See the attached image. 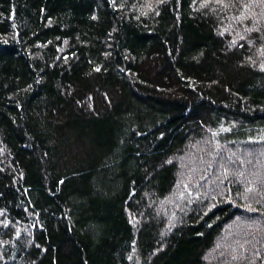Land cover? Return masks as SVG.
<instances>
[{
	"label": "trees",
	"instance_id": "obj_1",
	"mask_svg": "<svg viewBox=\"0 0 264 264\" xmlns=\"http://www.w3.org/2000/svg\"><path fill=\"white\" fill-rule=\"evenodd\" d=\"M0 264H264V0H0Z\"/></svg>",
	"mask_w": 264,
	"mask_h": 264
},
{
	"label": "rangeland",
	"instance_id": "obj_2",
	"mask_svg": "<svg viewBox=\"0 0 264 264\" xmlns=\"http://www.w3.org/2000/svg\"><path fill=\"white\" fill-rule=\"evenodd\" d=\"M83 133L79 140L75 137L67 138L63 144L57 146L55 155L56 163L59 166L76 169L80 165V160L85 158L84 155L87 157L91 155L93 137L88 133ZM96 142L103 143L100 139H97Z\"/></svg>",
	"mask_w": 264,
	"mask_h": 264
}]
</instances>
